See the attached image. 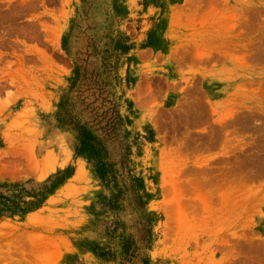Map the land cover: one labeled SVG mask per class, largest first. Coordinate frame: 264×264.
<instances>
[{
    "label": "rangeland",
    "instance_id": "obj_1",
    "mask_svg": "<svg viewBox=\"0 0 264 264\" xmlns=\"http://www.w3.org/2000/svg\"><path fill=\"white\" fill-rule=\"evenodd\" d=\"M101 55L120 59L114 88ZM64 97L110 159L131 146L151 264H264V0H0V184L69 167L39 207L0 216V264H102L89 248L116 217L142 244L140 210L103 205L57 125Z\"/></svg>",
    "mask_w": 264,
    "mask_h": 264
},
{
    "label": "trees",
    "instance_id": "obj_2",
    "mask_svg": "<svg viewBox=\"0 0 264 264\" xmlns=\"http://www.w3.org/2000/svg\"><path fill=\"white\" fill-rule=\"evenodd\" d=\"M69 33L62 38V47L68 51L67 39ZM125 42V43H124ZM130 46L126 40L120 45L121 54H126ZM128 57V56H127ZM118 56L113 59L100 56L98 71L101 72L103 84L114 88L120 84V77L117 72L119 64ZM82 77L81 68L75 64L71 76L68 80L66 93L69 94L77 86ZM69 98H62L58 103V109L54 113L57 125L70 130L73 133L76 144L74 154L86 160L88 168L93 177L99 182L102 190L99 197L110 210L116 209V201L128 198L140 210L143 217L142 224V244H139L133 234L127 232L126 227L120 220L115 219L105 221L103 228V240L92 243L89 250L102 264H151L149 251L156 240L153 231L154 218L150 211H147L148 193L145 190L142 178L135 174L131 159V146L126 145L120 160H112L104 141L95 136L86 123L71 110L68 102ZM128 124V119L122 116L119 111L113 116L111 126L113 129H121L125 135L129 131L124 125ZM123 126V127H122ZM69 175V167L64 171H57L55 174L42 181L28 179L25 182H14L11 184H0L6 187L5 192H11V198H5L0 191V216L13 213H24L39 207L45 197ZM7 197V196H6Z\"/></svg>",
    "mask_w": 264,
    "mask_h": 264
}]
</instances>
